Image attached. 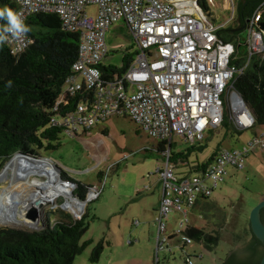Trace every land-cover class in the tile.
<instances>
[{"label":"built area","instance_id":"built-area-1","mask_svg":"<svg viewBox=\"0 0 264 264\" xmlns=\"http://www.w3.org/2000/svg\"><path fill=\"white\" fill-rule=\"evenodd\" d=\"M215 0H204L208 4ZM16 14L23 23L35 14H55L64 31L78 34V57L66 77L54 111L68 107L75 97L80 102L71 111L53 116L51 125L70 137L90 133L99 124L115 117H127L148 135L168 142L162 156L165 166L157 173L162 196L157 210L156 251L168 250L174 239L181 238V250L193 244L186 234L188 210L200 200L212 197L224 182L228 168L242 170L247 156L257 147L264 150V136H256L242 149H222L209 167L197 173H178L171 160L175 136L187 143H200L209 129L223 124L231 115L238 130L253 129L254 117L234 87L251 60L264 55V1L247 22L244 64L233 63L237 49L221 39L218 32L231 24L236 15L235 0H224L231 17L217 24L201 0H13ZM97 15L87 14L89 7ZM123 22L133 39L134 59L123 72H103L111 49L106 43L109 29ZM6 44L20 55L31 45L26 33H7ZM81 93V96H79ZM70 186H73L69 183ZM101 188L88 190L86 203L100 198ZM78 199V197H77ZM81 201V199H79ZM174 211L183 216L168 233V218ZM81 218V217H79ZM156 259V264H159ZM186 264H194L189 256Z\"/></svg>","mask_w":264,"mask_h":264},{"label":"rangeland","instance_id":"rangeland-1","mask_svg":"<svg viewBox=\"0 0 264 264\" xmlns=\"http://www.w3.org/2000/svg\"><path fill=\"white\" fill-rule=\"evenodd\" d=\"M229 7L231 6L224 0L209 3L213 21L217 24L227 21L232 15ZM97 11L92 6L87 9V14L94 17ZM246 37L247 32L243 31L239 47L241 56L247 53L244 45ZM133 42L125 23L114 24L106 37L111 53L103 60V64L121 67L124 55L135 54ZM229 119L234 125L230 114ZM256 136H264V129H247L240 135H233L222 127L209 129L205 132L203 141L196 144L187 143L175 136L170 143L174 154H187L192 148L199 147V144L204 146L203 151L190 153L185 160V167L177 172L188 174L190 167L208 162L216 150L242 149L255 140ZM159 145V140L150 137L130 118L121 116L99 124L88 135L70 137L63 133L61 146L41 156L44 162L56 168L62 184L70 182L62 179L64 172L69 178L85 186H103L100 198L88 203L84 211L78 213L80 217L87 213L90 220V228L82 242L92 240L93 244L78 255L73 264H156V259H159V264H186L187 256L194 264H222L228 254L251 241L248 232L250 213L262 202L264 196V150L261 147L255 148L247 156L242 170L228 168V175L209 198L208 206L199 204L188 210L190 225L201 228L209 235L219 236V244L210 250L203 243L193 241V244L185 247L184 252L181 250V238H177L169 243L168 250L157 254L155 206L161 197L160 176L157 172L165 166L163 156L157 152ZM165 148L168 150V147ZM15 157L0 170V215H4L3 211L6 210L12 217H17L24 210V218L27 219L34 208L38 224L35 228H0L42 230L48 223L57 220L59 216L54 215V212L58 210L77 219L78 216H73L62 208L66 201L64 196L56 197L53 202L42 204L39 208L27 206L26 201L30 197L27 195L26 200L23 198L35 176L27 174L16 183L12 172L4 174L7 165ZM38 178L46 181L43 177ZM73 187L74 195L76 185ZM1 200L10 202L8 205L1 204ZM182 216L178 211L169 216L168 233L172 232ZM102 240L104 251L99 261L92 263L93 249Z\"/></svg>","mask_w":264,"mask_h":264},{"label":"trees","instance_id":"trees-1","mask_svg":"<svg viewBox=\"0 0 264 264\" xmlns=\"http://www.w3.org/2000/svg\"><path fill=\"white\" fill-rule=\"evenodd\" d=\"M262 1L264 0H235L234 21L218 32L221 39L237 49L236 57L239 58L234 60L235 64H244V56L239 55L241 33L247 32V22ZM201 2L203 8L208 10L204 0ZM5 7L14 13L17 11L13 0H0V9ZM25 25L29 28L26 34L32 40L25 52L15 55L5 41L0 43V170L16 154L43 161L41 156L44 153L60 147L63 131L51 125V118L73 110L81 98H73L68 107H61L60 113L54 111L65 79L70 75L78 57L79 35L64 31L60 18L55 14L32 15ZM259 26L264 29V15ZM5 27L7 21L0 19V32ZM133 59V55L126 54L121 67H105L103 72L107 76L123 72ZM234 87L254 117L253 129H264V55L251 60L244 74L235 81ZM221 127L231 131L233 135L242 134V130L231 124L227 114ZM165 147H168V142H160L158 154L162 155ZM203 149L204 146L199 144V147L192 148L187 154L177 155L171 151V160L176 170L185 167V160L190 153ZM221 150H216L208 162L190 167L189 173L205 170ZM179 163L183 165L180 166ZM61 177L76 185V197L86 199L91 187L74 181L64 172ZM56 214L59 216L57 220L48 223L42 230L0 228V264H73L75 258L93 244L92 240L82 242L90 228L89 216L85 213L80 219H76L61 210L54 212ZM248 232L252 243L257 242L250 228ZM186 234L210 250L220 241L219 236L209 235L192 226L187 229ZM262 250L260 247L248 262L237 261L233 254L223 264H260L264 256ZM103 251L102 240L93 249L91 262L97 263Z\"/></svg>","mask_w":264,"mask_h":264},{"label":"bare ground","instance_id":"bare-ground-1","mask_svg":"<svg viewBox=\"0 0 264 264\" xmlns=\"http://www.w3.org/2000/svg\"><path fill=\"white\" fill-rule=\"evenodd\" d=\"M17 156L7 165L4 174L8 175L9 172H12L13 177L16 178L14 179L16 183L27 174H33L35 176L31 180L30 188L23 198V200H26L27 195L30 197V199L27 198V206L39 208L42 204L53 202L56 197L64 196L66 201L62 208L73 216L76 215L78 216L77 218L80 217L79 214L84 211L87 204L73 196V186L65 182L62 184L63 182L56 172V168L40 159L26 158L20 155ZM38 177H43L46 181ZM1 201V204L6 203V205L10 202V200ZM4 212L6 213V210H4L3 213ZM5 213L4 215H0V226L35 228L38 224L35 225L27 219L24 220V210L19 212V216L17 215V217H12L8 213Z\"/></svg>","mask_w":264,"mask_h":264},{"label":"water","instance_id":"water-1","mask_svg":"<svg viewBox=\"0 0 264 264\" xmlns=\"http://www.w3.org/2000/svg\"><path fill=\"white\" fill-rule=\"evenodd\" d=\"M262 2L259 4V6L262 4ZM250 18H252V16ZM17 155H20V156H23L26 158H32V157H28V156H25L22 154H16L15 156H17ZM33 159H37V158H33ZM69 183L70 182H67L68 185H69ZM72 185H74V184H72ZM73 196L76 197L75 195H73ZM81 202L86 203V199L81 200ZM263 209H264V200L252 209V211L250 213V217H249L250 229L252 231V234L260 242H264V223H263L262 218H261V212ZM19 210H20V208H19ZM77 219H80V218H77ZM24 220H25V218H24ZM27 220L32 222L35 225L38 223L36 210L34 208L31 209V214L27 215ZM235 250H239V249L236 248ZM260 264H264V256H263Z\"/></svg>","mask_w":264,"mask_h":264},{"label":"clouds","instance_id":"clouds-1","mask_svg":"<svg viewBox=\"0 0 264 264\" xmlns=\"http://www.w3.org/2000/svg\"><path fill=\"white\" fill-rule=\"evenodd\" d=\"M0 19L7 21V27L0 32V43H3L7 39V33L18 36L29 31L28 26L23 23L20 16L7 7L0 9Z\"/></svg>","mask_w":264,"mask_h":264},{"label":"flooded vegetation","instance_id":"flooded-vegetation-1","mask_svg":"<svg viewBox=\"0 0 264 264\" xmlns=\"http://www.w3.org/2000/svg\"><path fill=\"white\" fill-rule=\"evenodd\" d=\"M261 218L264 223V211L261 212ZM260 247L264 250V242L257 241L252 243V238H251V241L247 243L244 247H242L239 250H235L234 252L230 253L227 257L235 254L237 261L245 263L253 259V257L256 255L257 250Z\"/></svg>","mask_w":264,"mask_h":264},{"label":"crops","instance_id":"crops-1","mask_svg":"<svg viewBox=\"0 0 264 264\" xmlns=\"http://www.w3.org/2000/svg\"><path fill=\"white\" fill-rule=\"evenodd\" d=\"M104 65H105V64H104ZM105 67H109V66L105 65ZM159 182H160V179H159ZM160 184H161V182L159 183V185H160ZM160 190H161L160 196H162V185H161ZM210 198H211V197H210ZM160 200H161V197H160ZM160 200H159L158 203L156 202V206H155V212H156V213H157V210H158L159 205H160ZM208 200H209V198H208V199L200 200L199 203H198L197 205L202 204L203 206H208V205H209ZM263 200H264V196H263V198H262V201H263ZM155 218H156V215H155ZM192 227H194V226H192ZM195 228H198V227H195ZM198 229H201V228H198Z\"/></svg>","mask_w":264,"mask_h":264}]
</instances>
